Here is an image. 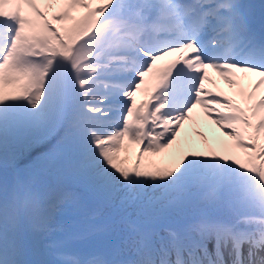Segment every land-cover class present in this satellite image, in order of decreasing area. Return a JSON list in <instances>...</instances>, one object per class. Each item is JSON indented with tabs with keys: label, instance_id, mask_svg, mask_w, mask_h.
Here are the masks:
<instances>
[{
	"label": "snow or ice",
	"instance_id": "6c2138e0",
	"mask_svg": "<svg viewBox=\"0 0 264 264\" xmlns=\"http://www.w3.org/2000/svg\"><path fill=\"white\" fill-rule=\"evenodd\" d=\"M254 18L241 0H0V161L38 152L28 174L0 181V264H264ZM209 69L232 96L206 88ZM198 107L233 145L169 152ZM67 180L113 216L61 222L82 205Z\"/></svg>",
	"mask_w": 264,
	"mask_h": 264
},
{
	"label": "rangeland",
	"instance_id": "374dc122",
	"mask_svg": "<svg viewBox=\"0 0 264 264\" xmlns=\"http://www.w3.org/2000/svg\"><path fill=\"white\" fill-rule=\"evenodd\" d=\"M257 2H258V0H254L255 4ZM56 10H59V7H57ZM166 63H167V60H164L161 63V65H159V66L162 67ZM147 80H148V83H146L145 85L142 86L144 89H150V88L153 87V85L155 83V77L149 76L147 78ZM145 94H147L146 91L137 93V95H139V96L145 95ZM137 102H139L138 99H137ZM192 115H193V119L195 117V119H197V120L200 119L201 121L202 120L204 121V119L206 117L205 114H204V110L202 108H200V109L197 108L193 112ZM187 124L193 125V128H194L193 132L195 133L193 135L194 138L192 139L191 135L185 136L186 133H184L183 131H186L187 134H191V133H189L187 128L184 127V129H182L183 130L182 132H183L184 135L179 138L182 143L179 142L180 145L178 147H177V144H176L175 148L170 149L169 152L176 153L177 149L179 147L187 148L188 146H193V147H196V148L201 149V150L206 149V148H208L210 146L212 148H216L218 150H221V149L224 148L225 145L231 146L234 143L231 140V138L228 137V136H225L224 133L220 130V128L216 124H214L211 120L209 122V124L211 126V130H212L211 131V140H209L206 137L205 134H204L203 137L197 134L198 132H201V127L200 126H202V125L196 127V124L191 122V121H188ZM206 129H207V127H203L202 128V132L205 133L204 131ZM127 143H128L127 140H125V145L126 146H127ZM232 149L230 150V154L232 153L231 152ZM135 150H136V146H133V151L131 153L125 152V153L121 154L122 157H124V156H128L129 157L128 158V165L129 166L131 164V161L133 160V157H134L133 153H134ZM23 151L24 150L18 151L15 154L10 151L9 159H8V162H7V166L5 167V165L3 164L2 161H0V165L3 166V168L10 169L11 166L19 164L18 162L20 160H22V158H23V157L21 158V156L23 155ZM238 151L241 154V156H243L241 150L238 149ZM36 156L33 158V160L29 164H24V165H21L20 167L21 168L23 167L24 169L27 168V167L28 168H32L33 165H34ZM147 159H149V158H146V161H147ZM150 159L155 160L157 162H163V163H167L168 162V160L164 156L150 157ZM9 181H11V180H9ZM66 183H67V185H75V184H77V183H74L71 180H67ZM71 191L76 193V194H78L80 196L81 201H82V205H81V207L79 209L73 208L66 216L58 217V219L61 222L74 221V222L79 223V222H83V221L87 220V221H90V222H94L96 224H103V223H106L109 220V218L113 216L114 209H112L111 207L109 209L108 208H104L105 210H103V214H101L99 216H95V210H97L96 209L97 207L94 204H92V203H94V200L91 201L89 199L90 196L86 193V191L81 190V189H73ZM106 239H107V235L106 234L98 233L96 235L88 237L85 240L76 241L74 246L77 247V248H80V249H88V248L91 247L92 244L104 241Z\"/></svg>",
	"mask_w": 264,
	"mask_h": 264
},
{
	"label": "bare ground",
	"instance_id": "6f19581e",
	"mask_svg": "<svg viewBox=\"0 0 264 264\" xmlns=\"http://www.w3.org/2000/svg\"><path fill=\"white\" fill-rule=\"evenodd\" d=\"M42 7H43V5H41ZM177 55H179V54H177ZM175 57H168V58H165V60H171V59H174ZM163 61H160V62H158V66L159 65H161V63H162ZM209 76L211 77V79L212 80H214V81H216V83L215 84H213V83H210V82H207L206 81V83H205V86H206V88H211L213 91H217L218 90V88H219V90H222L226 95H229V96H232V94H233V92H235L237 89H234V88H232L231 86H229L225 81H224V79L217 73V72H215V71H213L212 69H209ZM255 79V78H254ZM247 81H245L244 82V84H245V86L247 85ZM234 97V96H233ZM146 98H148V94H145V95H141V96H139V95H137V99L139 100V102L142 100V99H146ZM199 109H200V107H198ZM199 114V113H198ZM189 121H191V122H193V123H195L196 124V127L197 126H200V125H202V126H200L201 127V132H202V128L203 127H207V129L204 131L205 133V135H206V137L209 139V140H211V126H210V124H209V122H210V120L207 118V117H205V119H204V121L202 120H200V119H195V117H194V119H192V120H189ZM188 123V121H186L185 122V124H184V127H186L187 128V130H188V132L189 133H191V134H187V132L186 131H183L182 129H184V127L181 129V133H180V137H182L184 134H183V132L184 133H186V135L185 136H189V135H191L192 137V139L194 138V128H193V125H189V124H187ZM183 131V132H182ZM179 137V138H180ZM178 138V143H177V147L180 145L179 144V142H181V140ZM182 143V142H181ZM173 148H175V145H173ZM34 149V148H33ZM32 150V149H31ZM31 150H24L23 151V155L21 156V158L22 157H24L28 152H30ZM133 154H135V151H134V153ZM19 159V158H18ZM131 163H132V161H131Z\"/></svg>",
	"mask_w": 264,
	"mask_h": 264
}]
</instances>
